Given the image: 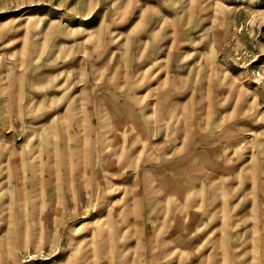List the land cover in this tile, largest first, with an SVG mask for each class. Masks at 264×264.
<instances>
[{"label": "rangeland", "instance_id": "1", "mask_svg": "<svg viewBox=\"0 0 264 264\" xmlns=\"http://www.w3.org/2000/svg\"><path fill=\"white\" fill-rule=\"evenodd\" d=\"M125 1L0 0V264H264V0H140L156 69L200 71L147 96ZM190 91L195 137L160 120ZM151 97L158 134L110 120Z\"/></svg>", "mask_w": 264, "mask_h": 264}, {"label": "crops", "instance_id": "2", "mask_svg": "<svg viewBox=\"0 0 264 264\" xmlns=\"http://www.w3.org/2000/svg\"><path fill=\"white\" fill-rule=\"evenodd\" d=\"M140 3H141L140 0H126L124 2L123 7H122V15L124 17H130V18H128L127 22L125 23V26H122V27L119 26V29L129 32L130 34V36L124 38L123 40L124 44H126L127 46L132 45L134 39H136L137 42L141 41L143 43V46L141 49L143 53L151 45L150 37L151 36L154 37L155 32L157 31L156 29H160V27L162 26H161V23H159L158 25H156L157 28H154L155 26H152L150 28L149 23L146 24V27H145L144 25L145 22L144 23L140 22L143 18L142 13L145 10L144 6L140 5ZM133 5H136V6L132 8ZM146 10H148L147 7H146ZM146 10L145 12H147ZM136 13L138 14L136 16V19L134 20L132 16L135 15ZM147 26L149 28H147ZM90 28H87V30H89ZM131 36H135V38ZM154 46H157V45H154ZM130 48L131 47H129L127 51H130ZM155 49H158V46ZM152 50H153V47H150L148 52L144 53L143 57H144L145 63L143 64L141 69L134 71V73L132 74H125L121 78L123 79L122 85L120 84L121 89L125 88V89H129L130 91H132L133 88L135 89L137 87L139 89L138 92L141 93V96H147L153 93H157L158 92L157 90L161 89L163 84L168 83L172 91V90H176V88L181 84V82H183V80L189 79L191 83H193L196 79L199 78L198 76L200 74V71L197 70V67L194 66V64L197 63V60L185 62L184 57H183L184 51L182 47L180 50H178L175 56L172 57L173 60L171 59L170 63L166 65L165 67H163L165 70L156 69V66H154V62L158 58L153 56ZM161 50H163V47H161ZM199 52L201 53L202 51H199ZM131 55L134 56L133 54ZM168 79L170 80L169 82L167 81ZM181 92L183 93L184 91H181ZM182 93L178 94L177 96L179 97H176L173 100L172 108L168 106V108L165 109L164 111L165 113L162 112V116L160 115V117L162 118L160 120L166 121L171 115H174V114H177L179 116L182 114V111H184L183 115L184 113L186 114L189 113L190 118L185 119L187 122H190V129L188 133L190 136L195 137L196 131L195 130L192 131L191 129L197 128V126H200L198 123H196V121L198 120V118L200 119L205 116L201 105L197 106L196 104L202 101H200V96L198 94L193 96L194 94L191 91L185 92L184 94ZM203 103H205V101H203ZM154 104H155V100L152 97L148 100V104L145 103V101H142V105H140L139 107L140 109L139 114H137L136 110L134 111L133 108L128 107L127 104L125 105L121 102V100H119L117 104H114L108 109L109 118L110 120H115L119 126L123 125L122 124L124 123L123 120H126L125 121L126 124L128 120L129 121L139 120V123L140 122L142 123V124L140 123L141 126H143L145 131L147 132L146 135L155 134L156 129H157V134H158L159 133L158 128H161L165 125L163 122H161L160 125H156L158 121H153V115L155 113V111L153 110ZM149 110L151 112H149ZM168 111H171V115L167 117ZM191 115L193 116L192 118H191ZM178 118L179 117H177V119ZM133 124L135 125V123ZM189 141H191V137L189 138ZM181 143L184 149L190 150L189 145L185 146L184 139L183 141H181ZM204 155L205 156H203V159L205 161V165H207L209 164V161L207 160V158H209L210 156H207L206 154ZM175 169H179L178 166L175 167Z\"/></svg>", "mask_w": 264, "mask_h": 264}, {"label": "bare ground", "instance_id": "3", "mask_svg": "<svg viewBox=\"0 0 264 264\" xmlns=\"http://www.w3.org/2000/svg\"><path fill=\"white\" fill-rule=\"evenodd\" d=\"M242 1H243V0H235L234 3L236 4V3H240V2H242ZM254 231H255V230H254ZM259 241H260V240H259Z\"/></svg>", "mask_w": 264, "mask_h": 264}]
</instances>
